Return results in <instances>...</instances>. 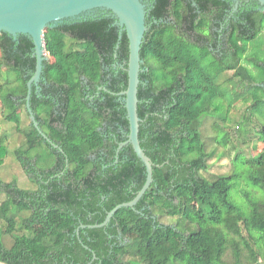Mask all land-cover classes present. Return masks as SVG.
Segmentation results:
<instances>
[{
	"label": "trees",
	"instance_id": "16d2710c",
	"mask_svg": "<svg viewBox=\"0 0 264 264\" xmlns=\"http://www.w3.org/2000/svg\"><path fill=\"white\" fill-rule=\"evenodd\" d=\"M167 4L163 0V10ZM183 5H175L176 11ZM176 17L181 20V14ZM244 17L231 24L230 54L223 63L174 25L154 24L146 31L141 57L149 70L140 74L139 137L154 163V181L135 208L123 207L106 227L80 228L79 234L80 225L102 223L146 181V168L131 144L114 163L129 134L125 103L115 104L105 92L106 101L89 105L71 83L57 117L51 103L32 101L37 120L45 122L40 126L59 144L55 148L34 126L22 128L23 113L29 117L27 83L36 67L33 42L26 35L15 40L0 33V73L7 68L13 74L0 78L2 119L24 137L14 154L35 184L22 188L15 179H0V264H264V121L250 128V117L243 115L237 128L243 144L257 141L256 155L238 151L230 173H203L218 152L210 144L229 143L226 127L237 102L243 100L250 114L260 111L264 117V11L249 10ZM111 20L48 29L47 51L58 58L49 66L51 76L63 73L78 80L79 74L98 72L102 52L89 38L115 45L118 34ZM194 21L196 29L210 25L204 16ZM69 34L89 36L84 48L67 47ZM121 48V57L129 60L126 32ZM208 119L214 137L204 133ZM8 136L0 135V161ZM245 175L259 188L258 198L246 193L247 207L231 199Z\"/></svg>",
	"mask_w": 264,
	"mask_h": 264
},
{
	"label": "flooded vegetation",
	"instance_id": "af4514ba",
	"mask_svg": "<svg viewBox=\"0 0 264 264\" xmlns=\"http://www.w3.org/2000/svg\"><path fill=\"white\" fill-rule=\"evenodd\" d=\"M179 2L184 3V5L183 8L177 12L175 5ZM144 3L146 4L147 10L146 22L148 30L154 24L174 25L177 33L189 38L191 42L207 47L212 52V56L220 60L222 63L226 61L228 57L227 55L230 54L228 33L231 31L232 22L242 23L245 19V13H248L249 10H261L259 4L255 0H167L168 4L165 6L164 10L162 9L164 7L163 0H144ZM110 14L111 13L108 11L99 10L96 16L87 20L82 19L79 21H66L49 28L64 30L67 26L78 23L81 24L91 19L98 20V18L105 17L112 19L110 21V26L112 28L114 27L117 31L118 40L113 46L110 45V42L102 45V43L100 44V40H98L100 39L99 37L89 38V36L81 35L79 38L75 39L72 37V34H69V36H67V47L69 48L83 49L88 38L94 41L96 40V48L101 49V56H103L101 68L98 69V72H94L89 76L79 74L78 80L73 75L69 78L63 73H56V75L51 76L49 69L52 65L57 63L58 58L47 51L43 72L41 73L39 80L37 82H33L32 84L30 100L31 107L32 101L34 105L39 103H51L55 110V117H57V114H59L66 106L68 99L64 93L71 85H73V88L79 89V91L82 92L83 96L81 99L86 101L89 105L97 104L99 101H106L107 97L105 92L110 93L114 97L112 102L115 104L124 103V96L120 93L127 89H125V87L128 83V60L121 57V40L125 30L117 23L116 18ZM178 14H181L180 21L176 17ZM203 16L210 19V25L206 29L204 27H198L197 29L194 28V19H199ZM32 56L35 57L34 50L32 51ZM148 70V65L145 59H143L141 73H146ZM35 71L36 67L30 73L29 79L33 78ZM227 71L229 72V70ZM115 89H118V91L114 92ZM36 121L38 123V127L31 120L29 115V125L34 126L38 129V131L40 129L45 132L44 126H40V123L45 122L42 120L38 121L37 118ZM53 122L56 126L60 125L58 120H54ZM119 130H121V132L123 131L124 136L127 135L123 128H120ZM39 133L42 135L40 131ZM113 136L115 137L114 133ZM51 142V144L57 146L55 147L53 145L55 148H59V144L54 143L52 140ZM120 151L121 149L119 150V148L116 150L114 163L119 161Z\"/></svg>",
	"mask_w": 264,
	"mask_h": 264
},
{
	"label": "water",
	"instance_id": "95a60500",
	"mask_svg": "<svg viewBox=\"0 0 264 264\" xmlns=\"http://www.w3.org/2000/svg\"><path fill=\"white\" fill-rule=\"evenodd\" d=\"M255 1L259 4L260 9L264 11V0ZM99 10L110 12V15L115 17L117 23L124 28L129 40L128 86L125 91L120 93L124 96L129 121V134L127 141L120 143L119 150L127 144L132 145L137 157L146 168V181L132 200L116 205L107 213L102 223L80 225L77 229L78 234L80 228L106 227L115 213L123 207L135 208L154 181V163L143 149L139 137L142 119L138 114V92L143 64L141 46L148 30L146 4L144 0H0V33H8L15 40L20 35H26L34 45L36 71L33 78L29 79L27 83L26 106L31 120L37 127L38 123L30 100L32 84L39 80L47 56L45 32L50 27L66 21L87 20L96 16ZM39 131L45 139L51 142L44 131L40 129Z\"/></svg>",
	"mask_w": 264,
	"mask_h": 264
},
{
	"label": "rangeland",
	"instance_id": "374dc122",
	"mask_svg": "<svg viewBox=\"0 0 264 264\" xmlns=\"http://www.w3.org/2000/svg\"><path fill=\"white\" fill-rule=\"evenodd\" d=\"M233 72H227V75H231ZM8 77L13 78V74L10 71H7V68L2 69L0 73V78L2 80L8 79ZM0 79V82H1ZM244 87L240 85L239 90L244 91ZM1 103V102H0ZM0 104V135L8 134V140L6 142V153L1 154V163H0V179L4 181H12L17 180L18 184L22 188H35V184L30 180L27 176L20 163L16 159V155L14 154L15 149L21 145L24 137L21 133H19L14 123L5 122L2 119V111ZM248 104L243 102V100L237 102L233 107L230 113V120L227 123L226 130L229 132V143L227 146L218 145L216 143H212L209 146V149L218 148L217 156L210 160V167L208 171L203 172L204 175L210 177L212 175H221L230 173L233 167V159L238 151H244L247 156L256 155L257 150V141L254 140L252 145H246L242 143L243 136L240 134L238 128V124L240 121H243V115L250 117L251 124L248 127L253 128L256 126L257 121H264V117L257 111L253 114H250V111L247 110ZM252 115V116H251ZM23 125L22 128H28L29 126V117L23 113L22 116ZM212 119H208L204 126V133L207 137H214V132L211 129ZM208 140V138H207ZM226 153L225 155H220L222 153ZM259 188L254 186L245 175L242 179L236 182L232 191H231V199L238 205L243 207H247V199L246 193L250 192L252 194V198H258L254 193L258 191ZM4 199V195H0V203ZM164 222H170L171 218H162ZM127 237H133V234L130 231L125 233Z\"/></svg>",
	"mask_w": 264,
	"mask_h": 264
},
{
	"label": "crops",
	"instance_id": "0c3cea01",
	"mask_svg": "<svg viewBox=\"0 0 264 264\" xmlns=\"http://www.w3.org/2000/svg\"><path fill=\"white\" fill-rule=\"evenodd\" d=\"M0 102H1V100H0ZM1 104V103H0ZM1 106H2V104H1ZM2 108V107H1ZM1 111H2V109H1Z\"/></svg>",
	"mask_w": 264,
	"mask_h": 264
}]
</instances>
